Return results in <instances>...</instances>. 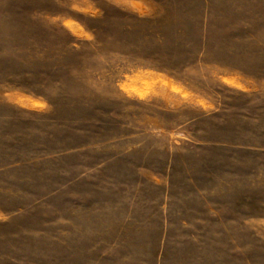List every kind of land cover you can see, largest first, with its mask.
<instances>
[{
    "label": "rangeland",
    "instance_id": "1",
    "mask_svg": "<svg viewBox=\"0 0 264 264\" xmlns=\"http://www.w3.org/2000/svg\"><path fill=\"white\" fill-rule=\"evenodd\" d=\"M0 264H264V0H0Z\"/></svg>",
    "mask_w": 264,
    "mask_h": 264
}]
</instances>
